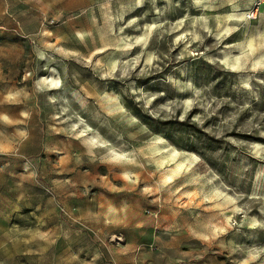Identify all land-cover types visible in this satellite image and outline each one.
<instances>
[{
    "label": "rangeland",
    "instance_id": "obj_1",
    "mask_svg": "<svg viewBox=\"0 0 264 264\" xmlns=\"http://www.w3.org/2000/svg\"><path fill=\"white\" fill-rule=\"evenodd\" d=\"M141 1L0 0V264H264L261 0Z\"/></svg>",
    "mask_w": 264,
    "mask_h": 264
},
{
    "label": "bare ground",
    "instance_id": "obj_2",
    "mask_svg": "<svg viewBox=\"0 0 264 264\" xmlns=\"http://www.w3.org/2000/svg\"><path fill=\"white\" fill-rule=\"evenodd\" d=\"M199 1H201V0H199ZM199 1H197V2H199ZM249 1L251 3L254 0H249ZM249 1L246 4L248 6L250 5ZM141 3H142V1L138 0L139 6L141 5ZM259 5H260V7L256 11L259 10L260 12H264V2L261 1ZM232 6H233L234 13L224 14L222 16V18L219 16L218 24L220 25V24H222V22H224V24H223V28L219 32H217L216 35H219L221 32H225V33H229V34L234 32V30H237V26L239 25L238 23L240 21L245 20L246 13L240 12L243 9H240L237 4L232 5ZM253 16H254V13H253ZM252 34H251V36H252ZM194 35H195L194 37H196V34H194ZM258 37H260V40H258L259 42L257 41L258 42L257 45H256L257 42L254 41L253 37L245 38L244 40H242V42H240L236 45L235 50H233L232 52H228V51L225 52L220 60L223 63H225L226 65H228L230 68H233V69L242 65L243 62H246L249 64V67L253 71H257L260 67L264 66V49H262V48H264V33H262V35H261V33H259ZM258 48H261L262 50H258ZM230 51H231V49H230ZM229 53L230 54L234 53L236 55H234L232 58H230ZM241 55L243 56L242 60H240ZM262 68H264V67H262ZM49 81H50L49 88L51 87V90H54L56 88L58 82L52 77H50ZM118 109H119V107L116 106L114 108V111H116ZM90 139H91V143L89 142L90 143L89 149L94 148V149L99 150L102 148L100 141L96 140V138L94 136H92ZM164 148H165L164 146L158 147L157 144H154L152 147V149L156 152H159ZM162 159H163V161H168V160L172 161V160H174V153L168 152ZM194 165H195L194 160H180L174 165L173 168H171L167 172L166 178L172 177L177 172H179L183 169H187L190 166H194ZM123 170L124 171L129 170V168L124 167Z\"/></svg>",
    "mask_w": 264,
    "mask_h": 264
},
{
    "label": "built area",
    "instance_id": "obj_3",
    "mask_svg": "<svg viewBox=\"0 0 264 264\" xmlns=\"http://www.w3.org/2000/svg\"><path fill=\"white\" fill-rule=\"evenodd\" d=\"M262 2H264V0H261Z\"/></svg>",
    "mask_w": 264,
    "mask_h": 264
}]
</instances>
